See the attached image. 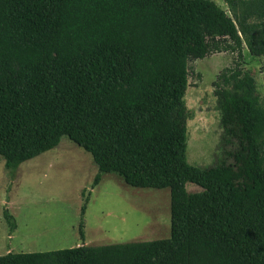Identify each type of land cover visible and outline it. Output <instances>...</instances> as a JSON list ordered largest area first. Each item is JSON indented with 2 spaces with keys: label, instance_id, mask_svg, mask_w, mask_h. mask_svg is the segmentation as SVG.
<instances>
[{
  "label": "trees",
  "instance_id": "16d2710c",
  "mask_svg": "<svg viewBox=\"0 0 264 264\" xmlns=\"http://www.w3.org/2000/svg\"><path fill=\"white\" fill-rule=\"evenodd\" d=\"M224 1L231 15L212 0H0L5 167L66 135L91 155L94 185L115 173L170 191L168 238L7 252L0 264H264V107L254 77L237 61L213 82V165L187 161L179 113L191 60L227 50L240 58L245 46L264 72V0Z\"/></svg>",
  "mask_w": 264,
  "mask_h": 264
},
{
  "label": "rangeland",
  "instance_id": "374dc122",
  "mask_svg": "<svg viewBox=\"0 0 264 264\" xmlns=\"http://www.w3.org/2000/svg\"><path fill=\"white\" fill-rule=\"evenodd\" d=\"M212 1L231 15L224 0ZM237 61L254 77L255 95L264 107L261 59L250 55L245 46L240 58L227 50L188 62L179 113L186 122V157L192 165L208 167L217 161L221 127L213 82L222 69L235 66ZM97 174L91 155L66 135L52 149L14 169H7L0 156V255L170 236L168 188L132 187L115 173H101L94 185ZM185 188L189 193L200 191L192 183H186ZM4 210L14 217L16 228L12 232ZM81 219L83 237L79 234Z\"/></svg>",
  "mask_w": 264,
  "mask_h": 264
}]
</instances>
